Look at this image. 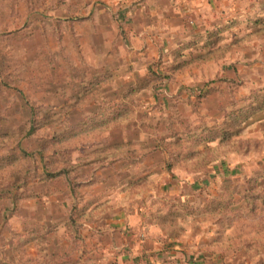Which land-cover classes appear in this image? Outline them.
<instances>
[{"label":"rangeland","instance_id":"rangeland-1","mask_svg":"<svg viewBox=\"0 0 264 264\" xmlns=\"http://www.w3.org/2000/svg\"><path fill=\"white\" fill-rule=\"evenodd\" d=\"M239 4L200 31L234 22L213 49L140 55L103 0H0V158L28 156L0 172V264H264V0Z\"/></svg>","mask_w":264,"mask_h":264},{"label":"crops","instance_id":"crops-1","mask_svg":"<svg viewBox=\"0 0 264 264\" xmlns=\"http://www.w3.org/2000/svg\"><path fill=\"white\" fill-rule=\"evenodd\" d=\"M106 5L113 9L112 13H116L120 24L125 25L126 42L132 45L135 52L143 55L144 48L150 51L155 48L156 51L167 52L182 42L187 36L203 31L211 20H217L215 13H221L228 9L234 13L241 7L240 0H103ZM89 7H87L88 10ZM90 10L82 17L89 18ZM213 17V18H212ZM221 20V19H220ZM117 21V22H118ZM204 32V31H203ZM60 195L50 199L60 202ZM86 198V197H85ZM86 198L85 202H87ZM88 204V206H91ZM93 207V205H92ZM93 210V209H91ZM90 211V210H89ZM59 213V216H58ZM53 219L61 221L62 214L58 212ZM131 214V213H130ZM121 212L115 215L112 211L108 212L107 226L116 229V233L112 235L114 240H122L127 242L128 233L132 230V214ZM61 218V219H60ZM116 226V227H115ZM61 230V226L59 228ZM85 231L88 236L94 234L92 227H86ZM130 234V233H129ZM94 240V239H93ZM112 241V238H111ZM127 244V243H126ZM121 248H122V244ZM59 253L58 248L55 249ZM123 253V252H122ZM62 255V253H61ZM59 257V256H57ZM79 263L78 254L73 256L72 264ZM94 264V262L92 263ZM103 264H108L105 261Z\"/></svg>","mask_w":264,"mask_h":264},{"label":"trees","instance_id":"trees-1","mask_svg":"<svg viewBox=\"0 0 264 264\" xmlns=\"http://www.w3.org/2000/svg\"><path fill=\"white\" fill-rule=\"evenodd\" d=\"M259 22H262V21H259ZM233 24H234V22L231 23L229 21V22H227L225 24V26L216 27L215 30H212V31L211 30H207L205 33L197 32L196 33L197 36L194 39V41H192V43L190 42V43L183 44L182 48H180L178 50V53L179 52H184L185 50H188V49L191 50L193 47H196L199 43L200 44L204 43L201 46L203 49H205V47H209V48L213 49V47L221 41L220 35L222 33H224V32L226 33L227 31H230V30L234 29L235 26ZM213 37H217L218 39H215V42H213L212 41ZM174 55H176V52L174 53ZM149 84H150V81H146V82H144V83H142L140 85H135V86L131 85L130 87H128L124 91L123 99H128L129 97H131V95L147 89L149 87ZM263 99L264 98L261 97V96L256 99L257 103L259 102L258 106H262L261 108H264V100ZM258 106H256V107H258ZM128 110H129L128 106H126V105H118V106L114 107V111L112 110V112L106 113L103 117L100 114H97V116H96V121L97 122L95 120H92L90 122L95 123L94 125L101 124V123H99L100 119H102V121H104L102 123V125L106 124V123L116 122V121H118L121 118L122 113L127 112ZM258 110H260L259 107L258 108H253V106H251L250 109L246 112V114H242L243 111H240V112L236 113V116L239 117L241 115V117H243L244 120L245 119L248 120V119H250V117H252L254 114H256V112H258ZM41 127H44L42 122H39L38 124H35V126L33 125V128H31L29 134H31V135L35 134L37 132V130L40 129ZM73 136H74V134H72V132H70L67 135L65 134L64 138L61 137V136L53 137L54 138L53 141L55 143H57V145H58L61 142L65 143V142L71 141ZM226 138L229 139L230 135L226 136L225 139ZM218 139H220V138L219 137H214L213 138V140H218ZM50 146H54V144L50 143L49 146H44V149H48ZM13 151L15 153L17 151V149L13 148ZM44 153H45V150H43L41 152L40 156L44 157ZM18 155L19 156H17L16 154H11L10 153L8 156L0 158V163L4 164V166L2 168H0V172L1 173L5 172L6 170L12 168L13 166L21 165L22 163L27 162L26 159H27L28 156L26 154L22 153V154H18ZM68 176H69V171L67 169H61L59 171H56L53 174H48L46 180H56V179H58L60 177H68ZM23 177H24V181H25L27 178H26L24 173H23ZM19 182H21V180H17L15 182V184H14L15 188L19 187V185H20ZM75 187H76V185H75ZM15 203H16V201H15Z\"/></svg>","mask_w":264,"mask_h":264}]
</instances>
